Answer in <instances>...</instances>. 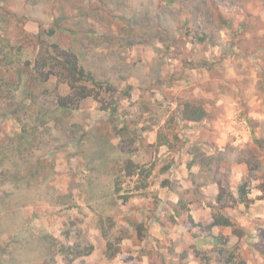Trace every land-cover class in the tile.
I'll return each mask as SVG.
<instances>
[{
    "label": "rangeland",
    "instance_id": "1",
    "mask_svg": "<svg viewBox=\"0 0 264 264\" xmlns=\"http://www.w3.org/2000/svg\"><path fill=\"white\" fill-rule=\"evenodd\" d=\"M0 20V264H264V0H0ZM54 41L103 102L51 111ZM17 73L46 106L9 105Z\"/></svg>",
    "mask_w": 264,
    "mask_h": 264
},
{
    "label": "trees",
    "instance_id": "2",
    "mask_svg": "<svg viewBox=\"0 0 264 264\" xmlns=\"http://www.w3.org/2000/svg\"><path fill=\"white\" fill-rule=\"evenodd\" d=\"M103 7H106V2L103 3ZM80 17H73L74 21H77V24L80 25H65L64 27L61 26L60 30L67 34L68 36L72 37H78L81 36L85 32L84 24L82 25L81 22L86 21V14L79 15ZM120 19L126 20L127 22L130 21L131 18L124 19V17L117 16ZM132 20V19H131ZM1 22V20H0ZM59 23L58 21H55V25ZM131 23V22H130ZM1 26V23H0ZM55 30L51 29L48 34H55ZM91 32V31H87ZM98 30H94V33L97 34ZM47 33V32H46ZM41 37V34L39 35ZM5 47L7 45L0 43V55H3L4 57H7V52L4 51ZM51 51H48L51 55V59L55 60V67H57L58 71L61 73L62 78L65 81V84L68 88V91L66 94L57 93L56 98L54 100L49 99L50 103V109L51 111H57V110H67L76 108L78 106L77 103L80 101L87 99L89 97H92L96 99L98 102H103L105 98L102 96L99 90L96 89V86L102 88V86H105L106 83L96 81L93 74L88 72L85 67L82 65L80 61V57L77 53L74 52L72 49L64 48L60 45L57 41H54L50 44ZM37 75L32 77L34 80L38 81V73H41V78L43 80H48L50 78L49 73H57L56 70H51L49 73L43 74L42 69H37ZM19 76V86H16L17 89L20 91V97L17 99V101H13V95L10 92V94L7 96L8 103L10 106L16 107V110L21 111L27 106V100L28 96H30L31 100H38L43 106H46L44 104V101H40L38 98V94L35 90H31L28 87L30 85H27L26 87V73H17ZM0 87L4 88L3 85L6 84L7 86H10L9 81H4V77H0ZM9 91V90H8ZM28 107V106H27ZM205 109L199 105L192 104L190 102H184L183 109H182V116L185 119L189 120H195L199 121L203 119L206 115ZM133 163V162H132ZM131 161L125 162V170L128 171V175L132 174V171L130 169L132 168ZM3 165L4 163H0V165ZM2 173H0L1 177L6 179H13V171L11 167H5L2 166ZM126 171V172H127ZM18 175V174H17ZM29 175V174H28ZM120 190V187H116V191ZM1 193H4V191H1ZM222 208V207H221ZM214 225H230L232 222L227 217L223 216H216L214 218ZM43 264V263H42Z\"/></svg>",
    "mask_w": 264,
    "mask_h": 264
}]
</instances>
